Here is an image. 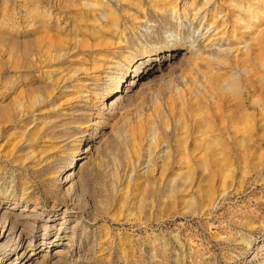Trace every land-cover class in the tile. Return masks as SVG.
Returning <instances> with one entry per match:
<instances>
[{
	"label": "rangeland",
	"instance_id": "rangeland-1",
	"mask_svg": "<svg viewBox=\"0 0 264 264\" xmlns=\"http://www.w3.org/2000/svg\"><path fill=\"white\" fill-rule=\"evenodd\" d=\"M60 1L0 0V264H264V49L241 95L188 93L236 66L244 0L210 4L227 32L209 45L203 14Z\"/></svg>",
	"mask_w": 264,
	"mask_h": 264
},
{
	"label": "bare ground",
	"instance_id": "bare-ground-1",
	"mask_svg": "<svg viewBox=\"0 0 264 264\" xmlns=\"http://www.w3.org/2000/svg\"><path fill=\"white\" fill-rule=\"evenodd\" d=\"M56 1H57L56 8L60 9L61 1L60 0H56ZM137 1H139V0H137ZM214 1L215 0H213V1L212 0H204L202 5H199V6L196 5L195 6L196 0H189V1L186 0V2L183 3V8L180 11H178V8H177V3H176L177 0H151V5H152L155 12H157V13L159 12L160 14H163V15H164V13L165 14L170 13L171 15H174V16L176 15L178 17L180 14H182L183 16H185V14H187V16H188V14H190L192 17V20H193V19H196L198 15L201 16L203 14V20L207 18L206 19L207 29L205 32V34H206L205 38L206 39L209 38V39H207L205 44L209 45V44H213L214 42L221 41L224 34L227 32V27H226L227 26V23H226L227 19L222 18V16H220V15L218 16L219 12H221V10H218V7H219L218 4L214 3V6L212 8H210V4H213ZM118 2L122 3L120 0ZM243 5H244V8L242 9L241 16L245 17V20H246V23H244L243 26L249 27L252 29L250 32V37L245 40V44L243 46L235 48V51L233 52L232 58L235 60L234 62H236V66L231 65L229 62H225L223 65L226 69H229V70H233V69L237 68L236 74L232 75L233 72L227 70V72L229 73V74H226L227 72L225 73L227 75V78L225 77V78H222V80L221 79L219 80V79H217V77H216V79H214L215 76H214V78L212 75L209 76L213 72L209 73L208 76L210 78H208L203 85H201V84L197 85V86L194 85L195 88H193V90L192 89L188 90V93L190 94L189 99L195 98L196 100H202L203 98L206 97L207 93H209V92L213 93L214 91H219L222 89H224L226 91H230V92L231 91L238 92L241 95V91L243 90V87H245V85L243 83V80H245L244 77L247 76V72H251L248 70V65H246L245 63L248 59H254L255 58V60H256L257 59L256 57H259V54H261L262 48L264 49V27H262V24L264 22V0H244ZM239 8H241V7H239ZM112 11H114V10L112 9ZM109 14H111V12L104 13L102 16L106 17ZM38 15L39 14H38V11L36 8L29 9L28 17L31 18V20H30L31 22L30 21L28 22L29 26L31 25L30 23H32V21ZM42 15H43V18H45L46 16H49L50 14H45V12L44 13L42 12ZM234 17H235V19H234ZM234 17H233V19H234L233 23H235L239 20L237 15L236 16L234 15ZM240 18H242V17H240ZM235 29L236 28H234L233 30H235ZM233 33H234V31H233ZM233 37H235L234 34L231 35V38H233ZM184 45H185L184 39H182L180 41H179V39L178 40L173 39L172 43H170L164 47L167 48V50H169V51H176L177 49H183ZM145 47L147 48L146 45L144 46V48ZM187 47L189 49V52H192V50H193L192 44L189 43L187 45ZM161 49H162V47L159 46L157 48L155 47L153 49H149L148 51H145V52H152L153 54H155L156 52H158V53L161 52ZM233 50H227L226 51L224 49V50H219L218 52L228 53V52L233 51ZM243 50H246V51L251 50L255 53H251V55L246 54L245 55L246 59H245V56L240 57L241 54H244ZM222 56H223L222 54H219V58H220L219 62L221 61ZM197 57L198 56L195 53L191 54V58L194 60V62L197 61ZM128 58H127L128 60H124L123 64H121L120 62H118V64H117V66L121 67V69H122L121 73L119 75H116L117 77H116L115 82H117V84L119 82V79L124 74V69L129 67V64L133 60L132 56H129ZM170 58H171V55H170ZM217 60H218V58L216 59V61ZM263 62L264 61H261V64H263ZM255 65L257 67H260V66H258L259 65L258 63H255ZM257 73H258V71L253 73V75L256 74V79H257V80L256 79L255 80L253 79V80L256 83L258 82V85L255 86L256 83L253 85L250 83L252 88H253V90L252 91L250 90V91L253 94H254V92H258L259 86L264 87V82L260 77H257ZM245 74H246V76H245ZM217 75H219V74H217ZM205 76H207V75H205ZM250 76L251 75L249 74V77ZM249 77L246 80H249ZM254 78H255V76H254ZM204 79H206V77H204ZM136 83L137 82H135V78L133 77L132 79L129 80L128 86H132ZM247 83H249V82H247ZM252 83H253V81H252ZM247 85L249 86V84H247ZM250 87H248V89H250ZM256 89H258V90H256ZM255 95L256 94H254L253 96L255 97ZM193 100L194 99H192V101ZM257 103H258V101H257ZM222 104H224V103H222ZM220 107H222V106H220ZM219 110L220 109H218V110L216 109V111H219ZM238 129H240V130H238ZM251 130H252V127L249 126V123H246L244 125V127L237 128V131H236L237 135H235V137H240V140L244 142L250 138ZM238 131H241L240 132L241 134H239V136H238ZM214 150H217V149H214ZM16 226H17L16 221L11 222L10 227H9V231L10 232L13 231L16 228Z\"/></svg>",
	"mask_w": 264,
	"mask_h": 264
}]
</instances>
